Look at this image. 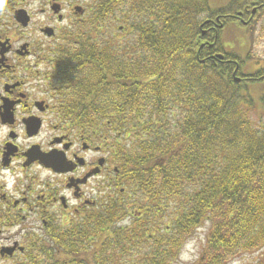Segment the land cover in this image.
Listing matches in <instances>:
<instances>
[{
  "label": "trees",
  "instance_id": "trees-1",
  "mask_svg": "<svg viewBox=\"0 0 264 264\" xmlns=\"http://www.w3.org/2000/svg\"><path fill=\"white\" fill-rule=\"evenodd\" d=\"M260 2L88 0V32L67 39L80 40L79 59L63 63L65 103L111 115L127 176L123 199L94 227L60 231L45 264H174L205 223L192 264L259 251L264 264V61L249 54L254 25L227 17L244 18ZM215 24L216 38L199 48V27ZM232 28L243 56L224 45ZM106 32L132 43L108 45L116 38Z\"/></svg>",
  "mask_w": 264,
  "mask_h": 264
},
{
  "label": "flooded vegetation",
  "instance_id": "flooded-vegetation-1",
  "mask_svg": "<svg viewBox=\"0 0 264 264\" xmlns=\"http://www.w3.org/2000/svg\"><path fill=\"white\" fill-rule=\"evenodd\" d=\"M84 1L7 0L0 10V264L47 263L60 231L94 227L123 199L127 174L118 169L111 115L65 103L63 63L79 59L80 40L67 39L89 23ZM253 9L227 17L254 25L264 0ZM215 27H199V48L211 45Z\"/></svg>",
  "mask_w": 264,
  "mask_h": 264
},
{
  "label": "rangeland",
  "instance_id": "rangeland-1",
  "mask_svg": "<svg viewBox=\"0 0 264 264\" xmlns=\"http://www.w3.org/2000/svg\"><path fill=\"white\" fill-rule=\"evenodd\" d=\"M73 1L79 4L87 3L84 0H72V2ZM226 2L227 0H209V5L211 8H219V7L224 6ZM85 28L82 31L87 33L88 29H85ZM106 33H107V36L109 37L110 35V38L112 37V39H113V36L115 35L116 39L113 42H111L112 43L111 46L113 45V47L119 46L120 44L132 43V39H131L132 36L127 35L124 32H118L116 34L114 33L111 34V32L110 34L109 32H106ZM99 34H101L100 36L104 35L102 31H100ZM223 36L226 41L224 45L228 49L235 50L236 52L241 54V56H243L244 44H241V43L244 41H243L242 36L239 33H236L235 28H232V30L231 29L226 30ZM249 44H250V50H249L250 56L256 59H260L261 61H264V14L263 13L255 17V23H254L253 30L251 31ZM128 222L129 221H126L124 224H127ZM208 228H209V224L205 223L204 226L199 228L196 231L195 235L191 239L188 240V241L194 240L196 243V248H197L196 258L192 261H181L178 258L177 262L174 264H192L200 257V254L205 245V237L208 232ZM200 229H203V230L200 231ZM184 245L182 247V250L184 248ZM260 258H261V251L252 253V254H241L233 258L229 262V264H256L260 260Z\"/></svg>",
  "mask_w": 264,
  "mask_h": 264
},
{
  "label": "clouds",
  "instance_id": "clouds-1",
  "mask_svg": "<svg viewBox=\"0 0 264 264\" xmlns=\"http://www.w3.org/2000/svg\"><path fill=\"white\" fill-rule=\"evenodd\" d=\"M7 8V0H0V10ZM6 131V130H5ZM15 178L9 177L7 181V189L12 191ZM203 229H200L202 231ZM196 243L194 240H190L185 243L183 250L180 252L179 259L181 261H192L196 258Z\"/></svg>",
  "mask_w": 264,
  "mask_h": 264
},
{
  "label": "water",
  "instance_id": "water-1",
  "mask_svg": "<svg viewBox=\"0 0 264 264\" xmlns=\"http://www.w3.org/2000/svg\"><path fill=\"white\" fill-rule=\"evenodd\" d=\"M253 12H255V9H253ZM240 15H241V13H238V14H237V16H240ZM216 58L221 60V59H222V56H221V55H216ZM201 62H202V61H201ZM238 80H239V79H237V81H238Z\"/></svg>",
  "mask_w": 264,
  "mask_h": 264
},
{
  "label": "bare ground",
  "instance_id": "bare-ground-1",
  "mask_svg": "<svg viewBox=\"0 0 264 264\" xmlns=\"http://www.w3.org/2000/svg\"><path fill=\"white\" fill-rule=\"evenodd\" d=\"M218 60H220V59H218ZM222 60V59H221Z\"/></svg>",
  "mask_w": 264,
  "mask_h": 264
}]
</instances>
